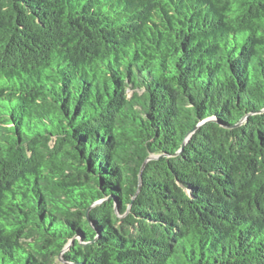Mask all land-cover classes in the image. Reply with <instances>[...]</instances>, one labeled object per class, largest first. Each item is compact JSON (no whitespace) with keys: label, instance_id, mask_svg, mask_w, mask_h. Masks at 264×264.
<instances>
[{"label":"trees","instance_id":"obj_1","mask_svg":"<svg viewBox=\"0 0 264 264\" xmlns=\"http://www.w3.org/2000/svg\"><path fill=\"white\" fill-rule=\"evenodd\" d=\"M0 264H264V0H0Z\"/></svg>","mask_w":264,"mask_h":264},{"label":"water","instance_id":"obj_2","mask_svg":"<svg viewBox=\"0 0 264 264\" xmlns=\"http://www.w3.org/2000/svg\"><path fill=\"white\" fill-rule=\"evenodd\" d=\"M184 145H185V144H184ZM102 201H103V200H102ZM102 201H101V202H102ZM67 250H68V249L66 248V249L64 250V252L67 251Z\"/></svg>","mask_w":264,"mask_h":264},{"label":"rangeland","instance_id":"obj_3","mask_svg":"<svg viewBox=\"0 0 264 264\" xmlns=\"http://www.w3.org/2000/svg\"><path fill=\"white\" fill-rule=\"evenodd\" d=\"M61 262V261H60Z\"/></svg>","mask_w":264,"mask_h":264}]
</instances>
